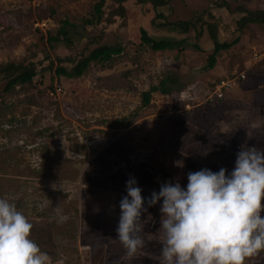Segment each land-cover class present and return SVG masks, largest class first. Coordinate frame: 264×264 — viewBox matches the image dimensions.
Listing matches in <instances>:
<instances>
[{
  "label": "rangeland",
  "instance_id": "rangeland-1",
  "mask_svg": "<svg viewBox=\"0 0 264 264\" xmlns=\"http://www.w3.org/2000/svg\"><path fill=\"white\" fill-rule=\"evenodd\" d=\"M97 1L0 0V198L32 223L30 239L51 264H161L160 203L142 213L144 245L131 257L115 239L125 182L134 176L149 197L165 181L186 186L189 172L231 171L241 145L264 148V23L240 22L264 0H103L96 16ZM64 20L66 36L47 40ZM178 21L190 23L186 32L161 26ZM141 28L183 43L152 51ZM209 30L236 42L205 69ZM101 45L122 47L111 67L56 75L61 60L71 69L66 59ZM23 71L27 82L4 90ZM167 76L173 113V98L158 92L141 107V93ZM218 79L235 81L210 102ZM246 264H264V251Z\"/></svg>",
  "mask_w": 264,
  "mask_h": 264
},
{
  "label": "clouds",
  "instance_id": "clouds-1",
  "mask_svg": "<svg viewBox=\"0 0 264 264\" xmlns=\"http://www.w3.org/2000/svg\"><path fill=\"white\" fill-rule=\"evenodd\" d=\"M125 191L115 239L130 257L144 245L142 213L157 203L161 264H246L264 251V148L241 145L231 171L189 172L184 187L165 181L144 197L129 176ZM32 228L14 203L0 198V264H51L30 239Z\"/></svg>",
  "mask_w": 264,
  "mask_h": 264
},
{
  "label": "trees",
  "instance_id": "trees-1",
  "mask_svg": "<svg viewBox=\"0 0 264 264\" xmlns=\"http://www.w3.org/2000/svg\"><path fill=\"white\" fill-rule=\"evenodd\" d=\"M102 2H103V0H98L94 6V14L96 16L100 14ZM158 2H159V0H139L140 4L149 3L152 5V8H156L158 5H160V3H158ZM86 21H87L86 24H91V22H92L91 20H86ZM240 22H241L242 26H244V25L246 26L248 23L263 24L264 23V11H257V10L256 11H247L245 16H243L240 19ZM68 23L69 22L67 20H64V22L62 23V26L59 27L56 34L51 35L49 33L47 40L58 42L60 40V35L66 36L67 31H66L65 26ZM165 25L168 26L170 28V30H172V31L178 29L181 32H186L190 26V23H188L186 21H178L175 23L162 24L161 26H165ZM168 27H166V28H168ZM139 33H140L139 38H140L141 44L149 46V48L152 51H162V50H167V49H174V48L181 46L183 43V41H178V40H174V39L155 38L153 36H150L149 33L145 29H142V28L140 29ZM208 33L210 34V38H211L212 43H213V45H212L213 48H212L210 55L207 57V61H206L207 63L205 65V69H209L212 66H214L216 59H217V55L222 50L228 49L234 42H236V40H234V41L232 40L231 42H220L217 39L216 35L211 30H209ZM64 38H66V37H63V39ZM195 48H199V47L195 46ZM121 52H122V47L119 45H112V46L101 45L99 47L92 49L86 56H83L81 59L77 60L76 62H74L73 60H70V59H66L68 61L67 63L70 62L72 64L71 69H66V67H64V65H62L64 60H61L58 64L57 68H55V73L58 76H63V77H66L68 79L69 78H79V77L83 76V74H85L87 68L90 66V64L92 62H96L95 64H98V65L105 64L106 67H111L113 65V63H115L117 61V58ZM50 65L52 66L51 61H50ZM3 70L4 69H2V72H3ZM29 78H30L29 73L26 71H23V72L19 73L18 75L8 79L6 81L5 86H4V90L8 91V90L14 88L17 84L22 85V84L26 83ZM218 80H220V79H218ZM218 80H216V81H218ZM173 84H176V79L174 77L167 76L164 78H160L156 85H150L148 90L143 91L141 93V97H142L141 98V107L143 105H147L149 103L150 95L153 92H156V93L158 92L164 98H167V99L173 98L172 93L175 91V88L169 87V85H173ZM212 86H213V84H212ZM177 100L178 99L173 98L172 102L169 103V105H167V107L170 108L171 113H173L172 110H174L175 104L177 103ZM137 112H138V108H136L135 111L131 115L134 116L137 114ZM108 123L107 124L110 127L117 128L119 125H121L122 120L120 118L119 119L114 118Z\"/></svg>",
  "mask_w": 264,
  "mask_h": 264
},
{
  "label": "built area",
  "instance_id": "built-area-1",
  "mask_svg": "<svg viewBox=\"0 0 264 264\" xmlns=\"http://www.w3.org/2000/svg\"><path fill=\"white\" fill-rule=\"evenodd\" d=\"M239 76L242 78L244 77L242 74ZM239 76L237 79L240 78ZM232 81H235V79H220L216 81L211 88V93H209L205 99L209 100L210 102L211 100H222L224 98L225 91L228 89Z\"/></svg>",
  "mask_w": 264,
  "mask_h": 264
},
{
  "label": "crops",
  "instance_id": "crops-1",
  "mask_svg": "<svg viewBox=\"0 0 264 264\" xmlns=\"http://www.w3.org/2000/svg\"><path fill=\"white\" fill-rule=\"evenodd\" d=\"M230 90V89H229Z\"/></svg>",
  "mask_w": 264,
  "mask_h": 264
}]
</instances>
